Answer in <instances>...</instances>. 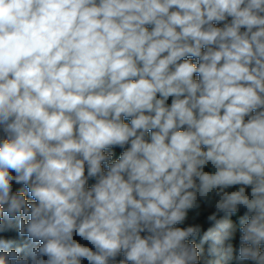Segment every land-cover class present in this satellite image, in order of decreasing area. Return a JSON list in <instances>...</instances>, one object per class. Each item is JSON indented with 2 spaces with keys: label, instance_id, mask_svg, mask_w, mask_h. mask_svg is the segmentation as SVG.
I'll return each instance as SVG.
<instances>
[{
  "label": "clouds",
  "instance_id": "9594fccd",
  "mask_svg": "<svg viewBox=\"0 0 264 264\" xmlns=\"http://www.w3.org/2000/svg\"><path fill=\"white\" fill-rule=\"evenodd\" d=\"M0 132V264H199L214 197L208 264L241 206L264 264V0H0Z\"/></svg>",
  "mask_w": 264,
  "mask_h": 264
},
{
  "label": "trees",
  "instance_id": "16d2710c",
  "mask_svg": "<svg viewBox=\"0 0 264 264\" xmlns=\"http://www.w3.org/2000/svg\"><path fill=\"white\" fill-rule=\"evenodd\" d=\"M218 26V25H216ZM219 27V26H218ZM188 59H193L194 63H198L194 58L188 57ZM196 79L199 78L198 74L194 77ZM172 98L170 97L168 101L166 102L167 104H171ZM125 123H130V118H123ZM247 119V118H246ZM151 133H148V136L150 137ZM4 135L2 132H0V140L4 139ZM128 146L126 145L125 148H120V147H112L109 149H105V154H112V160L110 162H115L119 156L122 154L124 150H126ZM102 168L107 171V165L102 164ZM211 165H208L205 167V171H211ZM14 175V173H13ZM85 175H87V166L85 167ZM95 178H89L86 184V187L90 188L94 183H95ZM240 186L236 185L231 188L226 189L225 191L231 192V191H236L238 190ZM12 191L15 192H22L25 195V198L29 201L32 200V197L30 196L27 188L23 184H16L14 181L12 183ZM247 192H250L251 189L250 187L246 189ZM219 197H214L212 204L205 203L204 201H200V207L192 209L188 212V215L185 219V221L181 224L176 225V227L180 228H187L189 226H200V232L194 236V237H189L188 241L191 243H195L197 247L202 248L203 251L200 254V259H199V264H208L209 260L214 259V257L209 256L208 254V248L211 244L210 241L205 242L204 244H201V240L203 238L204 233L211 227L214 226L215 222L214 221H209L207 217L209 215H212L213 213L216 212L215 209V201L218 200ZM246 213V209L243 208L242 206L238 208V211L235 214H232L231 216L227 217L228 219L231 220L233 223V226L235 228V233L234 237L231 241H227V243H231L233 246V254H232V259L227 262V264H253L251 261H241L238 259L239 256V248L241 246L240 242V236L242 233L240 232V218L244 216ZM225 218V214L223 212L217 213V219H223ZM25 221H27L28 217L24 218ZM13 227L4 232H0V238L2 239H7L13 241L11 248L8 250H14L15 248H23L25 245H28L30 242L27 238V236H20L19 235V228H18V220L13 221ZM142 235H144L142 233ZM74 239L77 240V242L88 246L92 247L90 244H88L87 241L82 240L80 237L75 236L74 234ZM261 250L264 251V244L261 245ZM21 255H24L22 252ZM123 254L118 256L116 258V261L114 264H119V261L123 259ZM82 264H88L87 261H82ZM130 264V262H129Z\"/></svg>",
  "mask_w": 264,
  "mask_h": 264
},
{
  "label": "rangeland",
  "instance_id": "374dc122",
  "mask_svg": "<svg viewBox=\"0 0 264 264\" xmlns=\"http://www.w3.org/2000/svg\"><path fill=\"white\" fill-rule=\"evenodd\" d=\"M218 26H219V27H222L223 25H222V23H221V24H218Z\"/></svg>",
  "mask_w": 264,
  "mask_h": 264
}]
</instances>
